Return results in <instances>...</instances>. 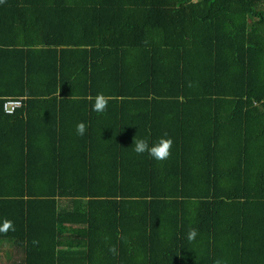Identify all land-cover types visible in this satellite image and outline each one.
<instances>
[{
  "label": "trees",
  "instance_id": "trees-1",
  "mask_svg": "<svg viewBox=\"0 0 264 264\" xmlns=\"http://www.w3.org/2000/svg\"><path fill=\"white\" fill-rule=\"evenodd\" d=\"M46 110L84 152L32 132ZM164 133L168 159L134 152ZM4 219L18 264H264V0H0Z\"/></svg>",
  "mask_w": 264,
  "mask_h": 264
},
{
  "label": "crops",
  "instance_id": "crops-1",
  "mask_svg": "<svg viewBox=\"0 0 264 264\" xmlns=\"http://www.w3.org/2000/svg\"><path fill=\"white\" fill-rule=\"evenodd\" d=\"M65 9L61 10V14L62 16H64L63 18L66 19V21H73L74 19L76 20H80V19H85L86 17L79 12V8L77 6H64ZM88 16L89 17H92V18H95V15L93 14V11H88ZM87 19V18H86ZM85 19V20H86ZM90 21H92L90 18L88 19ZM221 113H224V112H221ZM8 114H12V113H8ZM58 114L56 113V111H51V110H46L45 113L43 114V121H37V123L35 124V130L32 131L34 134H40L42 135L41 133V130L45 128H48L49 129V132H53L55 131L54 134H56V132H58L59 128H57L56 126L60 123V122H64L65 125H72L73 123L77 124V120L72 118L71 116H64V119L60 120V121H55L54 118L55 116H57ZM40 118V117H39ZM96 131H98L96 129ZM100 137V136H99ZM47 138V137H46ZM78 138H79V143L81 142V145H80V149L84 152L85 150V147L87 146L86 144V141L83 143L82 142V138L81 136L78 135ZM14 140H17L16 138H14ZM48 140V138H47ZM48 143V141L46 142ZM68 145L72 146L70 143H68ZM39 146L36 147V146H33L31 147V153H34L35 150H37L38 148V151H40L41 154H45L46 156H51L53 154L56 153V151L51 148L50 150V147L48 145L44 146L43 150H40L39 149ZM83 152H79V154L83 153ZM48 153V154H47ZM74 152L71 151V149L69 148L68 150L64 149L62 151V154H64L65 156H72ZM98 153V151L95 152V154ZM44 155V156H45ZM45 156V158H46ZM50 166V165H49ZM38 182V181H37ZM35 182L36 185L38 186H42V184L40 183H37ZM183 214V212H181V215ZM77 226V225H75ZM179 223L177 222H174V223H171V226H170V229L171 231L176 235V229H179ZM207 232V231H206ZM165 233H166V230H165ZM173 235V237L175 236ZM196 247V246H195ZM194 247V249H195ZM0 258H2V261H1V264H18V263H23L22 262V253H20L19 250H17L12 243L10 242H3L1 243L0 245ZM194 257H196L194 255ZM186 261V260H185ZM187 263L189 264H193L195 261H191L189 259V257L187 258Z\"/></svg>",
  "mask_w": 264,
  "mask_h": 264
},
{
  "label": "clouds",
  "instance_id": "clouds-1",
  "mask_svg": "<svg viewBox=\"0 0 264 264\" xmlns=\"http://www.w3.org/2000/svg\"><path fill=\"white\" fill-rule=\"evenodd\" d=\"M109 103V97L104 93H97L95 97V102L93 104V111L97 113H103L106 111ZM87 130V126L84 122H78L76 125V133L79 136H83ZM174 141L168 136L167 133H164L157 141L151 142L147 138H135L133 139L134 152L137 154L147 153L151 158L156 161H164L168 159L171 155V150L173 147ZM14 230L13 222L9 219H4L3 224L0 225V232H7L8 230ZM198 235V230L196 228H190L187 234V239L189 241H194ZM108 251L113 256H118V248L113 245L110 246ZM214 264H223L220 259H217Z\"/></svg>",
  "mask_w": 264,
  "mask_h": 264
},
{
  "label": "built area",
  "instance_id": "built-area-1",
  "mask_svg": "<svg viewBox=\"0 0 264 264\" xmlns=\"http://www.w3.org/2000/svg\"><path fill=\"white\" fill-rule=\"evenodd\" d=\"M23 99H9L5 104L7 113H14L15 110L23 105Z\"/></svg>",
  "mask_w": 264,
  "mask_h": 264
},
{
  "label": "rangeland",
  "instance_id": "rangeland-1",
  "mask_svg": "<svg viewBox=\"0 0 264 264\" xmlns=\"http://www.w3.org/2000/svg\"><path fill=\"white\" fill-rule=\"evenodd\" d=\"M1 255V254H0ZM2 258H0V264H1Z\"/></svg>",
  "mask_w": 264,
  "mask_h": 264
}]
</instances>
